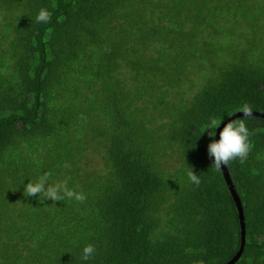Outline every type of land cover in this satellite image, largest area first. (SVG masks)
Listing matches in <instances>:
<instances>
[{
  "label": "trees",
  "instance_id": "16d2710c",
  "mask_svg": "<svg viewBox=\"0 0 264 264\" xmlns=\"http://www.w3.org/2000/svg\"><path fill=\"white\" fill-rule=\"evenodd\" d=\"M244 103L264 115V0H0V264L228 263L240 224L205 126ZM239 118L234 264H264V119ZM46 172L87 199L25 197Z\"/></svg>",
  "mask_w": 264,
  "mask_h": 264
},
{
  "label": "clouds",
  "instance_id": "9594fccd",
  "mask_svg": "<svg viewBox=\"0 0 264 264\" xmlns=\"http://www.w3.org/2000/svg\"><path fill=\"white\" fill-rule=\"evenodd\" d=\"M53 13L46 8H41L35 17L36 23L48 24L52 20ZM238 113H242L244 118H250L253 116L252 107L248 103H244L241 108L237 109ZM232 116V114H228ZM81 119H85L81 117ZM221 125V121L216 118H210V122L205 126L206 131L210 137L217 135L216 129ZM220 139L218 141L213 140L209 145V154L214 156V164L212 168L217 171L221 170L222 165H230L234 161L244 163L253 149V143L250 139L252 133L248 129L245 123V119L237 118L231 120L223 127V130L219 133ZM64 167L70 168V164H65ZM188 179L191 183L197 187L201 184L200 175L190 167L187 172ZM39 195V200L43 203L45 200H51L53 203L65 200H75L83 203L87 197L83 192H77L74 189H69L66 182H54L51 181V173H44L41 175L35 183L30 181L24 187L25 197H36ZM96 248L94 245H87L83 248L81 259L88 261L94 258Z\"/></svg>",
  "mask_w": 264,
  "mask_h": 264
},
{
  "label": "water",
  "instance_id": "95a60500",
  "mask_svg": "<svg viewBox=\"0 0 264 264\" xmlns=\"http://www.w3.org/2000/svg\"><path fill=\"white\" fill-rule=\"evenodd\" d=\"M253 116L264 119V115H262V114H258V113H254L253 112ZM239 117H243V114L242 113H236V114L232 115L231 117H229L228 119H226L224 122H222L221 125L216 130L217 135L215 136L214 140H216V141L219 140V133L221 132L222 128L228 122H230L231 120H234L236 118H239ZM221 172H222L224 181L226 183V186L228 188V191H229V193H230V195L232 197V200L234 202V205L236 207L237 214H238V221H239V224H240V242H241L240 248L237 251V253L235 254V256L228 263H226V264H234L239 259L240 255L242 254V251H243V248H244V244H245L244 216H243V210H242V205H241L240 199H239V197H238V195H237V193L235 191V188H234V186L232 184V181L230 179V176L228 174V171H227L225 165H222Z\"/></svg>",
  "mask_w": 264,
  "mask_h": 264
},
{
  "label": "rangeland",
  "instance_id": "374dc122",
  "mask_svg": "<svg viewBox=\"0 0 264 264\" xmlns=\"http://www.w3.org/2000/svg\"><path fill=\"white\" fill-rule=\"evenodd\" d=\"M230 42V41H229ZM169 158L167 159L166 165L167 168L170 169L171 165L174 164L175 160L168 152ZM91 163H89L88 168L92 170H100L102 169V161L97 156H90Z\"/></svg>",
  "mask_w": 264,
  "mask_h": 264
}]
</instances>
